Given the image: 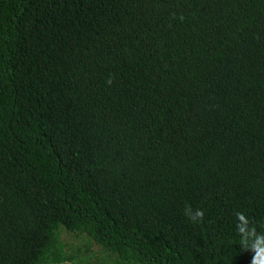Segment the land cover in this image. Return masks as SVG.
Masks as SVG:
<instances>
[{
    "label": "trees",
    "instance_id": "obj_1",
    "mask_svg": "<svg viewBox=\"0 0 264 264\" xmlns=\"http://www.w3.org/2000/svg\"><path fill=\"white\" fill-rule=\"evenodd\" d=\"M237 212L264 233V0H0V264H80L61 229L251 264Z\"/></svg>",
    "mask_w": 264,
    "mask_h": 264
},
{
    "label": "clouds",
    "instance_id": "obj_2",
    "mask_svg": "<svg viewBox=\"0 0 264 264\" xmlns=\"http://www.w3.org/2000/svg\"><path fill=\"white\" fill-rule=\"evenodd\" d=\"M108 83L111 84V80ZM184 214L194 224L203 221L204 211L201 209L193 211L190 205H186ZM235 215L238 221L236 231L240 236V246L254 252L251 264H264V233H258L255 225L251 224L244 213L237 212Z\"/></svg>",
    "mask_w": 264,
    "mask_h": 264
},
{
    "label": "rangeland",
    "instance_id": "obj_3",
    "mask_svg": "<svg viewBox=\"0 0 264 264\" xmlns=\"http://www.w3.org/2000/svg\"><path fill=\"white\" fill-rule=\"evenodd\" d=\"M60 239L65 245V251L67 253H73L77 255L76 261H80V264H112L110 261L114 258V256L110 255L86 234L71 233L61 229ZM67 263L77 264V262Z\"/></svg>",
    "mask_w": 264,
    "mask_h": 264
}]
</instances>
